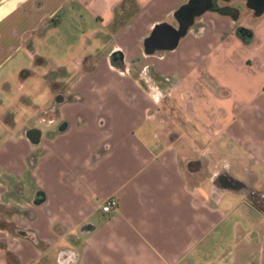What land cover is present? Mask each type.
Segmentation results:
<instances>
[{
  "label": "crops",
  "instance_id": "1",
  "mask_svg": "<svg viewBox=\"0 0 264 264\" xmlns=\"http://www.w3.org/2000/svg\"><path fill=\"white\" fill-rule=\"evenodd\" d=\"M188 1L0 0V107L17 77L54 95L0 111V264H264V9L206 0L176 47L146 52ZM64 6L81 29L57 40L81 50L48 68L35 45Z\"/></svg>",
  "mask_w": 264,
  "mask_h": 264
},
{
  "label": "water",
  "instance_id": "2",
  "mask_svg": "<svg viewBox=\"0 0 264 264\" xmlns=\"http://www.w3.org/2000/svg\"><path fill=\"white\" fill-rule=\"evenodd\" d=\"M201 1L205 0H189L175 11L174 16L178 22L176 27L168 23L157 24L144 41L145 51L150 52L158 49L170 50L176 47L179 38L186 31L194 16L201 12ZM247 2L253 9H264V0H247ZM111 57L113 63H117L121 59L119 52L112 53ZM25 135L28 140L35 143L39 141L41 132L39 129L34 128L26 130ZM217 182L223 188H230L232 190H240L245 187L242 182L225 175H219Z\"/></svg>",
  "mask_w": 264,
  "mask_h": 264
},
{
  "label": "rangeland",
  "instance_id": "3",
  "mask_svg": "<svg viewBox=\"0 0 264 264\" xmlns=\"http://www.w3.org/2000/svg\"><path fill=\"white\" fill-rule=\"evenodd\" d=\"M235 6L237 7V9L239 11H245L246 10L244 5L242 3H240V1H237ZM57 14H58L59 20L61 21L59 28L55 31L50 32L49 34L47 33L45 35L44 39L37 42L35 45L39 54H41L45 58V60L47 61L46 67H48V68H50V66L53 67L55 65V62L52 61L50 59V57H52L54 60H56L57 63H59V61L61 60L60 55L62 54V52L65 49H67V52L70 55L73 54L75 51L81 50V48H79L77 46L75 48H74V46L70 47V49L67 47H64V43L57 40V38H59L60 35H63L66 33H71L72 30L74 31V29L75 30L81 29V23H80V21L77 20L78 18L75 15V14H77L76 10L72 14V12L69 10V6H64L61 10H59L57 12ZM244 18H245L244 16L241 17V19H240L241 23L242 22L244 23ZM43 57H41V60L43 59ZM38 58H40V57H38ZM28 63H29V57L25 53L24 56L21 58V64L24 66H27ZM37 68H39V66ZM25 69H29V67H26ZM54 82L55 81H52L53 84H54ZM26 87H30V85L26 84ZM41 90H43V88ZM0 94H2V93L0 92ZM3 96H5V94H3ZM20 96H26V95H20ZM10 110H12V112H15V113L22 111L21 113L26 114L28 112H32V105H30V104H25L23 106L17 105ZM42 113H43L42 115L45 116V118H48L47 108L42 110ZM16 122H21V121L18 120ZM44 128H45V126H43V124L38 125V129H44ZM29 177H30L29 175L26 176V178H29Z\"/></svg>",
  "mask_w": 264,
  "mask_h": 264
},
{
  "label": "clouds",
  "instance_id": "4",
  "mask_svg": "<svg viewBox=\"0 0 264 264\" xmlns=\"http://www.w3.org/2000/svg\"><path fill=\"white\" fill-rule=\"evenodd\" d=\"M47 73V69H45L41 76ZM15 83H10V91L8 94L5 95V103L2 107H0V111H4L5 109H12L18 105L20 95H28L32 97L33 103L37 105H44L47 101L53 100L54 95L51 94L50 89L44 85V81L35 78V79H28L25 82H19L18 77L16 78ZM30 85V87H26ZM43 88V90H41Z\"/></svg>",
  "mask_w": 264,
  "mask_h": 264
},
{
  "label": "trees",
  "instance_id": "5",
  "mask_svg": "<svg viewBox=\"0 0 264 264\" xmlns=\"http://www.w3.org/2000/svg\"><path fill=\"white\" fill-rule=\"evenodd\" d=\"M209 9L211 11H216L218 12L219 14H222V15H229L230 17H232L233 19H237L239 14H238V10L236 8H232V7H228V6H225V7H219L215 2L212 3V5H210ZM261 11L260 10H252V13L254 15H257L259 14ZM251 192V195L252 197L258 195L259 193L257 191H250ZM260 195V194H259ZM264 197V194H262Z\"/></svg>",
  "mask_w": 264,
  "mask_h": 264
},
{
  "label": "built area",
  "instance_id": "6",
  "mask_svg": "<svg viewBox=\"0 0 264 264\" xmlns=\"http://www.w3.org/2000/svg\"><path fill=\"white\" fill-rule=\"evenodd\" d=\"M117 204V201L114 198H108L104 205L102 206L101 210L104 213H109L113 207H115Z\"/></svg>",
  "mask_w": 264,
  "mask_h": 264
},
{
  "label": "flooded vegetation",
  "instance_id": "7",
  "mask_svg": "<svg viewBox=\"0 0 264 264\" xmlns=\"http://www.w3.org/2000/svg\"><path fill=\"white\" fill-rule=\"evenodd\" d=\"M204 2H206V0H205V1H201L200 4H202V3H204Z\"/></svg>",
  "mask_w": 264,
  "mask_h": 264
}]
</instances>
